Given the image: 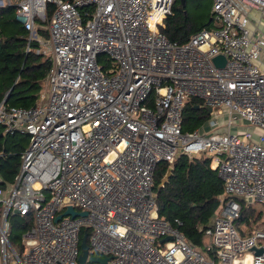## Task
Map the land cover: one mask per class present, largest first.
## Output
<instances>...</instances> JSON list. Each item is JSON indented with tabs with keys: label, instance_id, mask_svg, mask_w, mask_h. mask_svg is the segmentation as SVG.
<instances>
[{
	"label": "built area",
	"instance_id": "built-area-1",
	"mask_svg": "<svg viewBox=\"0 0 264 264\" xmlns=\"http://www.w3.org/2000/svg\"><path fill=\"white\" fill-rule=\"evenodd\" d=\"M174 1L0 0L28 31L27 51L36 41L51 62L35 105L0 102V137L28 138L14 181L0 178V264H79L84 227L107 264H264V229L242 235L232 197L264 204V37L247 27L264 0H210L213 27L184 44L162 32ZM192 97L211 112L185 132ZM180 155L209 158L223 180L202 248L158 214L156 166ZM68 207L86 216L55 221ZM12 215L33 219L18 250Z\"/></svg>",
	"mask_w": 264,
	"mask_h": 264
},
{
	"label": "trees",
	"instance_id": "trees-1",
	"mask_svg": "<svg viewBox=\"0 0 264 264\" xmlns=\"http://www.w3.org/2000/svg\"><path fill=\"white\" fill-rule=\"evenodd\" d=\"M188 1L175 0L171 14L164 20L162 32L171 42L184 44L191 34L208 26L209 21L211 22L210 12L204 15V22H199L198 17H191L186 8ZM37 23V32L42 38L47 39L48 33L44 24L40 21ZM27 44L28 31L16 20L13 6H0V102L8 94L7 106L31 107L35 105L45 87L51 62L47 56L36 53L38 42H31L28 51ZM98 60L102 66L104 64L105 68L108 67L109 63L105 62L104 54L99 55ZM182 117V128L186 132L201 127L210 115L201 100L192 97L186 101ZM27 141L28 138L19 133L0 137L1 183L7 184L14 181L20 155ZM210 164V159L206 157L190 160L187 156L180 155L172 165L168 181L158 192L156 187L169 166L159 163L154 173L159 216L176 226L185 238L198 248L204 245V228L210 223L219 206V198L223 194V180ZM237 202L241 207V215L235 220V225L244 235L243 225L249 226L248 232L252 230L249 216L245 213L249 206L246 207L241 201ZM14 217V215L10 217L11 235L13 231H17L16 236H18L19 232L27 230L33 224L30 216ZM85 233L88 244L89 228H82L80 240Z\"/></svg>",
	"mask_w": 264,
	"mask_h": 264
},
{
	"label": "rangeland",
	"instance_id": "rangeland-1",
	"mask_svg": "<svg viewBox=\"0 0 264 264\" xmlns=\"http://www.w3.org/2000/svg\"><path fill=\"white\" fill-rule=\"evenodd\" d=\"M186 8L188 9L189 15L191 17H198L199 22L200 21L204 22V20H205L204 15L208 12L211 13V1L210 0H189L187 2ZM208 24L209 25L204 27V28L211 29L214 25L210 21ZM49 55H48V57H49ZM219 122H220V124H222V122H224V118H222V117L219 118ZM236 201H239V200H236ZM242 203H244V202H242ZM248 206H249V208H248L249 210L247 209L245 213H246V215L249 216L250 228L253 230L258 229V228L264 229V204L257 202V201H253ZM246 207H247V205H246ZM14 216H15L14 218H19V217H17L18 215H14ZM10 226H11V220H10ZM242 227H244L245 231H248L247 229L249 226H242ZM11 233L12 232L10 231L9 239H10L11 243L13 244V246L18 250L21 246V243H22V232L21 233L19 232L18 236H16L17 231H13V235H11ZM204 241L206 242L207 240L205 239ZM79 247H80V244H79ZM80 253H81V251H80ZM90 254L93 255V253H90ZM94 255H96V254H94Z\"/></svg>",
	"mask_w": 264,
	"mask_h": 264
},
{
	"label": "water",
	"instance_id": "water-1",
	"mask_svg": "<svg viewBox=\"0 0 264 264\" xmlns=\"http://www.w3.org/2000/svg\"><path fill=\"white\" fill-rule=\"evenodd\" d=\"M212 61L216 67H223L225 64V58L222 55H216L215 57H213ZM7 99H8V94L6 95L4 102H7ZM206 110L208 111V113L211 112L210 107H207ZM171 172H172V167H168L166 170V173L164 174L163 178L161 179V182L156 187L157 192L168 181V179L171 175ZM232 197L235 200H239V201L244 202L246 205H249L250 203L253 202L250 197H246V196H242V195H234ZM64 215H70L72 218L83 217V216H86V212L85 211L78 212V211H75L72 207H68L62 214H59L55 218V221H58ZM169 239H170V237H167V238H165V241L169 240ZM80 251H81V253L78 256V263L79 264H92V263L107 264L108 261L110 260V257H101L99 255H91L90 254L89 247H88L87 242H86V233L81 238ZM256 252L260 253L261 250H257Z\"/></svg>",
	"mask_w": 264,
	"mask_h": 264
},
{
	"label": "crops",
	"instance_id": "crops-1",
	"mask_svg": "<svg viewBox=\"0 0 264 264\" xmlns=\"http://www.w3.org/2000/svg\"><path fill=\"white\" fill-rule=\"evenodd\" d=\"M247 27L251 34H260L264 37V10L250 9L247 14ZM256 64L264 69V51L260 54ZM245 128V127H244ZM257 136L259 130L253 127L249 128Z\"/></svg>",
	"mask_w": 264,
	"mask_h": 264
}]
</instances>
